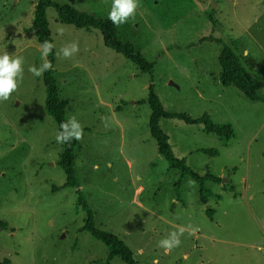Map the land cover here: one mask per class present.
<instances>
[{
  "label": "rangeland",
  "instance_id": "obj_1",
  "mask_svg": "<svg viewBox=\"0 0 264 264\" xmlns=\"http://www.w3.org/2000/svg\"><path fill=\"white\" fill-rule=\"evenodd\" d=\"M57 1L97 18H107L113 3ZM37 3L0 0V55L23 57L18 88L0 102V264H129L88 231L76 188H62L67 176L46 76L68 101L67 118L82 128L75 169L96 226L125 241L137 262L264 264V0H138L117 28L154 64L153 77L108 47L99 29L63 23L52 7L54 63L49 54L51 68L35 76L29 69L43 63L33 30ZM71 43L79 51L65 58L61 49ZM225 44L239 54L263 100L222 84ZM152 84L166 111L194 119L208 114L235 129L224 146L203 123L160 119L178 158L202 176L227 178L206 182L215 192L207 204L196 180L159 153L149 126ZM139 186L144 190L135 195ZM207 209L216 211L214 221ZM181 229L180 245L165 252L159 242Z\"/></svg>",
  "mask_w": 264,
  "mask_h": 264
},
{
  "label": "trees",
  "instance_id": "obj_2",
  "mask_svg": "<svg viewBox=\"0 0 264 264\" xmlns=\"http://www.w3.org/2000/svg\"><path fill=\"white\" fill-rule=\"evenodd\" d=\"M52 7L56 10L58 18L61 22L73 24L79 28L90 30L92 28L99 29L103 34L105 44L123 54L127 59L138 65L142 71L149 72L152 77L154 73V64L150 63L137 49L131 44L124 42L120 36L119 30L107 18H97L94 15L80 10L75 6L67 3H62L57 0H38L35 8L33 30L36 33L37 40L42 45L45 41L53 44V38L49 29V21L47 9ZM51 62L54 63V47L51 52ZM219 62L221 65L220 79L224 86H235L243 91L245 96L254 101L263 100L257 92L255 81L246 67L242 64L239 54L229 45H224L220 55ZM45 85L47 87V108L54 120L59 126L60 132L62 123H67V105L68 101L60 95V89L57 81L52 76L45 77ZM148 102L150 104L152 114L150 117V130L152 136L157 140L159 153L167 160L171 169L181 170L183 176L190 175L196 180L200 189V199L203 203H207L213 195L212 189L207 185V181L214 183H222V177L216 176L210 172L202 176L193 171L186 163L184 158H178L169 142V135L160 127L161 117L179 118L187 123H203L204 130L207 133L218 135L223 145L227 146L231 139L235 137V129L231 123L216 124L213 122L210 115L205 114L200 119H194L182 113H170L164 109V105L156 93L153 84L150 87ZM119 110V109H118ZM71 129H69L70 131ZM79 148V140L73 138L70 142L61 143V152L59 165L66 173V181L62 188H76L78 194V207H82L87 214L86 227L88 231L99 240L105 242L111 251L124 258L129 264H140L134 257L133 250L123 241L118 235L100 229L96 226L95 213L83 192L80 189L78 176L76 173L77 149ZM206 154L212 156L220 155V150L217 148L201 149ZM236 168V167H235ZM181 184V181H179ZM179 184V183H178ZM179 187V186H178ZM58 187H55L57 189ZM234 191V187H231ZM221 198V195H219ZM207 214L213 218V210L208 209Z\"/></svg>",
  "mask_w": 264,
  "mask_h": 264
},
{
  "label": "clouds",
  "instance_id": "obj_3",
  "mask_svg": "<svg viewBox=\"0 0 264 264\" xmlns=\"http://www.w3.org/2000/svg\"><path fill=\"white\" fill-rule=\"evenodd\" d=\"M138 7V0H113L112 8L108 14V19L116 26L122 23H126L127 20L134 15ZM41 59L43 61L39 68L31 67L29 70L35 76H41L45 71L51 68V63L47 57L54 47L48 41H45L41 46ZM79 51L76 43H71L64 46L61 52L65 58L72 57ZM23 57L10 56L5 53L0 55V102L7 101L11 94L18 88V80L22 78L23 74ZM62 132L57 134L56 140L58 143L70 142L71 139L77 140L82 137V128L80 124L73 117L67 123H62ZM69 129H71L69 131ZM183 234V229L180 230L179 234L173 231L168 237L162 239L159 242V246L165 250V252L178 247L181 243L180 235Z\"/></svg>",
  "mask_w": 264,
  "mask_h": 264
},
{
  "label": "crops",
  "instance_id": "obj_4",
  "mask_svg": "<svg viewBox=\"0 0 264 264\" xmlns=\"http://www.w3.org/2000/svg\"><path fill=\"white\" fill-rule=\"evenodd\" d=\"M224 146H225V145H224ZM220 153H221V152H220ZM263 156H264V153H263ZM222 182H223V181H222ZM226 182H227V181H226ZM223 183H224V182H223ZM215 184H218V183H215ZM220 184H221V183H220ZM220 184H219V185H220ZM142 189L144 190V188L141 187V186H139L138 188H136V190H135V195H136V194H138V195L141 194L142 192H141L140 190H142ZM212 191H213V190H212ZM214 194H215V192L213 191V195H214ZM213 195H212V196H213ZM212 196H211V197H212ZM209 199H210V198H209ZM207 203H208V202H207ZM207 203H205V204H207ZM207 210H208V209H207ZM210 210H211V209H210ZM212 210H213V209H212ZM215 212H216V211L213 210V218H210L209 215L207 214L208 217H209V219H211L212 221H214ZM186 257H188V256H186Z\"/></svg>",
  "mask_w": 264,
  "mask_h": 264
},
{
  "label": "water",
  "instance_id": "obj_5",
  "mask_svg": "<svg viewBox=\"0 0 264 264\" xmlns=\"http://www.w3.org/2000/svg\"><path fill=\"white\" fill-rule=\"evenodd\" d=\"M222 181L225 183V182H226V181H228V180H227V178H223V180H222Z\"/></svg>",
  "mask_w": 264,
  "mask_h": 264
}]
</instances>
